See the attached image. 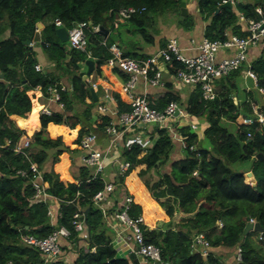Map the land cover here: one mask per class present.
Returning <instances> with one entry per match:
<instances>
[{"label":"trees","instance_id":"16d2710c","mask_svg":"<svg viewBox=\"0 0 264 264\" xmlns=\"http://www.w3.org/2000/svg\"><path fill=\"white\" fill-rule=\"evenodd\" d=\"M183 1L187 2L0 0V37L9 31V36L0 40V264H45L42 252L24 243L22 235L47 237L61 226L69 230L70 236L62 242L61 257L48 264H142L136 254L118 255L113 231L93 201L94 195L104 189L105 179H93L85 165H77V171L72 169L76 155L81 153L82 135L93 131L98 138L105 136L111 117L97 114L98 101L92 94V86L83 78L86 71H80V63H86L87 53L70 49L61 40L58 29L68 30L82 21L106 28L105 45L100 33L86 30L87 51L95 61L93 78L102 83L115 74L124 82L128 77L108 65L112 56L109 46L116 42L122 49L127 47L125 56L145 57L111 33L122 31L153 43L154 37L148 29L152 25L151 18L168 10L179 15ZM222 1L197 0L199 13L208 21L204 36L212 40L225 38L229 28L240 36L246 35L237 23L238 12L255 17L257 5L264 9V0H238L237 6L223 8ZM129 5L145 7L146 11L128 20L109 12ZM55 18L63 25L57 26ZM188 18L189 15L183 23L189 29L194 21L189 22ZM39 23L43 25L41 36ZM126 24L133 27L127 28ZM40 38L47 44L38 46L56 62V68L62 73L55 76L36 70V51L24 42ZM262 44V53L251 62L260 87H264V42ZM170 67L174 71L183 65L174 62ZM242 71L230 72L216 80L214 100L206 101L200 87H196L182 102L186 115L208 122L204 131L208 146L202 143L198 129L194 131L190 125L180 127L178 119L174 127L180 143L167 128H156L153 132L159 137L143 156L140 157L142 147L137 144L131 150H121L128 170L114 177L116 194L122 189L132 195L130 217L144 216L142 227L146 242L158 246L163 260L170 264H228L222 260L219 250L229 248L236 252L237 246L243 252L239 264H264V247L253 240V233L264 235V232L253 230L244 235L248 217L256 218L264 227V158L258 157L259 154L264 156V123L255 121L246 126L236 122L241 113L253 115L248 102L254 99L252 92L239 91ZM62 76H68L72 83L71 90L62 92L65 110L52 115L41 113L40 92L48 97V87L60 85ZM105 84L110 87L111 98L119 111L131 110L122 85ZM96 95L98 99L97 92ZM179 99L176 93L167 92L157 102L151 101V105L163 109L171 100ZM76 101L85 105L82 112L75 110ZM248 133L252 136L248 137ZM26 138L30 139V145L24 149L25 154L16 153L15 144L23 143ZM177 145H182L183 155L174 160ZM242 162L250 163L249 170L232 167L233 163ZM32 165L43 172L47 192L57 200L61 215L55 224L48 215L49 203L34 198ZM141 165L145 167L137 171ZM19 171H26L27 176ZM250 171L251 178L247 176ZM115 206L116 202L109 214ZM80 209L86 214L87 230L83 235L72 224L74 214ZM198 233H204L210 241L207 256L202 254L201 247L198 251L192 249V239ZM66 257L69 262L64 260Z\"/></svg>","mask_w":264,"mask_h":264},{"label":"built area","instance_id":"2783aa9c","mask_svg":"<svg viewBox=\"0 0 264 264\" xmlns=\"http://www.w3.org/2000/svg\"><path fill=\"white\" fill-rule=\"evenodd\" d=\"M230 3L235 6L238 0H223L220 5ZM146 11L145 7H137L133 5L122 6L118 9H111L109 12L114 13L121 20H128L135 14ZM257 16L248 17L244 12H239V19L245 23L246 35L230 34L225 31V38L210 39L203 37L200 42L192 40V49L197 53L194 55H185L177 38H170L167 43L158 52L145 58H134L125 56L124 50L118 43L109 46L112 56L108 60L111 68H117L123 72L128 78L122 82V90L127 95L131 110L120 112L119 109L111 105V90L109 86L103 87L104 95L98 102L96 111L98 115H109L110 122L106 125L104 134L108 139L107 146L100 145L98 135L93 131L85 132L80 139L81 161L83 165L91 170L92 178L103 177L109 165L115 166V176H122L128 170V163L121 158L122 148L132 149L134 145L142 147L141 156L147 153L159 137L154 129L167 128L170 134H175L173 126L180 116L186 114L176 100H171L163 109L155 108L151 105V101L147 92H139V84L142 82L146 86L165 87L167 82L166 76L171 78L177 88L179 87H200L202 96L206 101H212L217 97L215 83L216 80L229 74L230 72L243 69L245 77L252 80L257 91L262 95L264 101V87L258 85V78L252 69L249 61V50L264 42V9L261 5L255 7ZM57 26H62L59 18L54 20ZM92 28L93 33H100L101 26L92 22L82 21L77 23L71 29H68V43L70 49H78L87 53L88 59H92V55L87 51L88 39L86 30ZM38 31H40L38 29ZM41 36V35H40ZM103 36V35H102ZM107 38V37H106ZM106 38L103 36L102 44H106ZM47 44L42 38L30 41L29 45L35 47L38 44ZM232 52L220 57L221 53ZM178 62L183 65L172 71L170 65ZM37 71L42 72L43 67L40 64L35 66ZM90 85L97 90L99 83L91 81ZM38 88V87H37ZM65 87L61 85H51L48 87L49 102L57 104L59 111L65 110V103L62 99V92ZM249 99V98H248ZM234 100L236 97L234 96ZM253 115L246 116L241 113L236 122L238 125L250 126L255 121L264 123V103L261 104L255 99H249ZM40 112L52 115L57 112L49 105L40 109ZM193 130L198 129L195 123L189 124ZM248 133V137H251ZM10 143V142H9ZM30 139L26 138L23 143H17L14 146L16 153L25 154L24 149L29 147ZM32 182L35 189L34 198L49 203L48 215L51 223L55 224L58 216L61 215L59 209L54 210V204L57 201L48 192V184L43 177V172L35 165H32ZM23 176H27L26 171H19ZM197 174V172H195ZM114 176V177H115ZM104 178V177H103ZM104 189L98 191L93 201L98 206L106 219L116 220L121 224V229L129 230L126 234L130 246V254L138 255L142 260L150 263L170 264L163 260L161 249L153 243H147L144 236L143 224L144 216L130 217L128 211L133 197L130 194H116V187L113 181H106ZM254 185L253 181H250ZM113 213L109 214V209L114 206ZM85 213L78 210L72 220V224L77 232H86ZM249 222H258L256 218L250 217ZM220 222L219 226L222 227ZM121 231V230H120ZM70 232L67 228L61 226L55 229L47 237H37L32 234L22 235V240L29 246H33L42 252L45 264L58 260L62 255V242L69 238ZM263 237L261 233L260 238ZM192 249L198 251L201 247L202 254L207 256L210 252L211 244L204 233L194 235L192 239ZM242 248L237 246L236 259L239 263L242 260ZM67 262V257L64 258Z\"/></svg>","mask_w":264,"mask_h":264},{"label":"crops","instance_id":"0c3cea01","mask_svg":"<svg viewBox=\"0 0 264 264\" xmlns=\"http://www.w3.org/2000/svg\"><path fill=\"white\" fill-rule=\"evenodd\" d=\"M249 1L252 2L255 0H249ZM237 4L235 6H237ZM196 15L197 16H195V19H194L195 20L194 26H191V28H189V29L187 28L188 33L182 32V31H179L176 33H172V32L167 33L164 30L159 31L157 33L152 32L151 34L154 37L153 43H148L146 40H144L140 37H137V36L131 37L129 34H126L127 39H128L126 44H128L132 50L138 51L141 54H143L144 57H147V56H150V55L158 52L165 45V43L168 39L177 38L181 48L183 49V53L185 55H188V56L194 55L197 53V51L191 48L192 47V40L194 39V40H196V42H200L201 39L203 37H205L204 31H205L206 25L208 24V21L205 19V17L199 13V10L196 11ZM46 23H48V21H46ZM237 23L240 24L242 26V29L246 32L245 23L239 19V12H238ZM38 28L41 31V29L43 28V25H42V27L38 26ZM40 31H39V34L41 35ZM226 31H228V33H230V34L234 33L231 28L227 29ZM8 36H9V31L4 33L0 37V40L7 38ZM34 49L36 51L37 64H40L43 67V71H42L43 73H50V74L55 75V76H56V74L62 73V71H60L56 68V62L53 60H50L48 54L46 53V51L41 46L37 45L34 47ZM262 49H263L262 43L259 44L258 46L252 47L249 50V61L252 62L254 60L253 58L255 55L257 57H259L260 54L262 53ZM123 50L127 51V47L124 46ZM227 53L230 54L232 52H227ZM227 53H225V52L221 53L220 57L225 56ZM87 70H88L87 64L86 63L85 64L80 63V71H86V73H87ZM165 78H166V81H168L165 87L146 86L145 84L140 82L138 91L139 92H147L150 101H154V102H157L167 92H174L177 95H179L181 102L186 101L188 95L190 94V92L194 88L193 87H179V88H177L171 78H169L167 76ZM88 81H89V85H90L91 81H95L93 78V72L88 77ZM122 82L123 81H121L120 78L115 74H112L109 78H105V80L102 83L98 82L99 83L98 89L97 90L94 89V91L98 93L97 101L99 102L104 95L103 87L108 86L105 83L114 84V85H116V83H119L122 85ZM59 83L61 86L65 87V91L72 89V83H71L70 79L68 78V76H62ZM238 83H239V91L240 92H242V93L243 92H246V93L252 92L253 97L256 98V100L258 99V101H260V103L263 104L264 101L261 100L262 95L257 91L252 80L245 77L244 71H242V74L240 76V79L238 80ZM40 95H41V99L39 101V107H40L39 111L41 108L46 107L48 105L53 110H55L57 112L59 111L57 104L53 103V102H49V99L46 97V95H44L43 92H40ZM98 102H97V104H98ZM97 104H96V107H97ZM111 105L116 106L113 100H112ZM181 108L184 110V105H183V107L181 106ZM99 142H100L101 146L105 147V146H107L108 139L106 138V136H103V137L99 138ZM175 155H176L175 158H173L174 160L180 158L181 155H183V149L181 148V146L177 145ZM80 165H83V163L81 161V156L79 157L78 166H80ZM144 167H145L144 165H141V168H144ZM249 167H250V165L248 166V169H246V170H249ZM72 168H73V166H72ZM73 170L77 171L78 169H73ZM107 170H109V173L112 177V179L110 181H113L114 176H115L116 167L109 165L107 167L106 171ZM139 170H137V171H139ZM119 194H121V193H119ZM124 194H125V192H124ZM53 206H54V210L57 212L58 211L57 203L55 202V204ZM107 223H108V226L110 227V229L113 231L114 246L118 251V255L124 257V256H127L128 254H130V246L132 244L128 243V241L126 239V234L129 232V230L124 228L125 232H123V230L121 229V227H122L121 224L116 220H110L109 221L107 219ZM67 262H69L68 257H67ZM141 262H142V264H152V263L146 262L142 259H141Z\"/></svg>","mask_w":264,"mask_h":264},{"label":"rangeland","instance_id":"374dc122","mask_svg":"<svg viewBox=\"0 0 264 264\" xmlns=\"http://www.w3.org/2000/svg\"><path fill=\"white\" fill-rule=\"evenodd\" d=\"M187 8H188V15H189L188 21L189 22H193V21L195 22L194 19H195V16H197L196 11L198 10L197 0H194V1L187 0ZM151 22H152L151 27L150 26L148 27L150 33H152V32L157 33V32L162 31V30L166 31L167 33H170V32L176 33L179 31L188 33L187 26L183 23V20H180V14L178 15L177 13H175L172 10H168L163 14H157L156 13L153 16V18H151ZM131 26L129 24H126L127 28H131ZM193 26H194V23H193ZM88 30L90 33H93L91 27L88 28ZM111 35L114 36V38L117 39L119 42H122V43L126 42L127 43V41H128L127 35H125L122 31L120 32V34H118V33L112 34L111 33ZM63 43L69 45L68 41H65ZM257 58L258 57L255 55L253 59L255 60ZM254 99L256 100V98H254ZM261 100H263V98ZM258 102L260 103V101H258ZM178 103L183 107L184 104L180 101V99L178 100ZM74 107H75V110L77 112H82L85 108V105L79 101H76ZM192 122L198 125L199 128L196 132L199 134V137L201 138L202 143L205 146H208L209 145L208 141L206 139H204V131H205V128L208 126V122L204 118H197V117H193V116L185 114L183 116H180L178 125L180 127L187 126V125L191 124ZM175 131H177V130H175ZM172 135L175 137V139L178 138L177 142L180 141L177 133L172 134ZM181 147H182V145H181ZM80 156H81L80 154L76 155V158H75L76 162L73 165L72 169H75L77 167V165L79 163V157ZM175 156L176 155L174 154L173 158H175ZM249 164H250L249 162L233 163L232 167L234 169H242V170L244 169L245 170V169H248ZM140 168H141V166H138L137 170H139ZM103 177L106 181H110L112 179V177L109 173V170L104 172ZM124 192L125 191L121 189L118 193H121L120 195H121V197H123ZM253 234H254L253 240L257 244L262 245L264 247V235L262 238H260L261 234H259V235L255 234V233H253ZM235 253H236L235 249H229V248L224 249L223 248V249L219 250V255L221 256L222 260L224 262H227L228 264H239V261L236 259L235 255H234Z\"/></svg>","mask_w":264,"mask_h":264},{"label":"water","instance_id":"95a60500","mask_svg":"<svg viewBox=\"0 0 264 264\" xmlns=\"http://www.w3.org/2000/svg\"><path fill=\"white\" fill-rule=\"evenodd\" d=\"M231 6L232 5L230 3H227V4H223L221 7L223 8V7H231ZM180 7H181L180 20H184L188 16L187 3L185 1L181 2ZM38 26L42 27V24L39 23ZM58 34L63 42L68 41L69 39L68 30L65 27L59 28ZM100 34L106 38L108 36V30L101 26ZM24 43L26 45H29L30 41L27 40ZM86 64L88 66V70L83 78L89 85L88 77L92 74V72L95 69V61L93 59H87ZM1 77H3V75H1ZM92 94L95 96V101H97V95L94 89H92ZM258 157L264 158L262 154H259ZM247 176L251 178L253 176V173L250 171L247 173ZM249 220H250V217L247 218V224L244 228V235H247L250 231H253V230L258 231V232H264V227L261 226L260 222L252 223V222H249ZM154 264H158V263H154Z\"/></svg>","mask_w":264,"mask_h":264}]
</instances>
